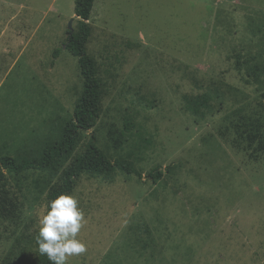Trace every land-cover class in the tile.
<instances>
[{
	"label": "rangeland",
	"instance_id": "374dc122",
	"mask_svg": "<svg viewBox=\"0 0 264 264\" xmlns=\"http://www.w3.org/2000/svg\"><path fill=\"white\" fill-rule=\"evenodd\" d=\"M71 21L75 0H0V158L40 157L73 118ZM89 22L106 93L73 156L94 131L135 171L78 180L70 264H264V139H246L264 125V0H96ZM6 175L0 264H24L60 172Z\"/></svg>",
	"mask_w": 264,
	"mask_h": 264
},
{
	"label": "trees",
	"instance_id": "16d2710c",
	"mask_svg": "<svg viewBox=\"0 0 264 264\" xmlns=\"http://www.w3.org/2000/svg\"><path fill=\"white\" fill-rule=\"evenodd\" d=\"M96 0H75V14L77 26L74 32L68 31L66 49L79 60L83 76V89L76 101L74 116L63 126L59 139L48 144L43 154L36 158H23L21 160L5 155L0 158V193L5 186L6 171L21 174L28 170L60 172V178L47 197V203L60 194L72 193L78 180L84 175L113 177L116 167L129 173L134 172L133 167L125 161L112 162L108 155L98 145L97 135L93 131L90 138L84 143V149L75 154L82 141V134L97 127L103 113L105 86L99 76V67L96 58L87 54L86 45L92 36L91 15ZM60 49L54 55L58 57ZM262 122H254L255 133L248 132L246 139H264L261 131ZM162 172L151 173L157 179ZM24 264H50L46 255L39 254L32 260H25Z\"/></svg>",
	"mask_w": 264,
	"mask_h": 264
},
{
	"label": "clouds",
	"instance_id": "9594fccd",
	"mask_svg": "<svg viewBox=\"0 0 264 264\" xmlns=\"http://www.w3.org/2000/svg\"><path fill=\"white\" fill-rule=\"evenodd\" d=\"M86 223L77 197L71 193L58 195L39 220V253L46 255L50 264H70L71 257L87 251L85 242L78 238Z\"/></svg>",
	"mask_w": 264,
	"mask_h": 264
},
{
	"label": "crops",
	"instance_id": "0c3cea01",
	"mask_svg": "<svg viewBox=\"0 0 264 264\" xmlns=\"http://www.w3.org/2000/svg\"><path fill=\"white\" fill-rule=\"evenodd\" d=\"M19 15L12 16L10 20L6 21V24H11L12 21L18 18Z\"/></svg>",
	"mask_w": 264,
	"mask_h": 264
},
{
	"label": "water",
	"instance_id": "95a60500",
	"mask_svg": "<svg viewBox=\"0 0 264 264\" xmlns=\"http://www.w3.org/2000/svg\"><path fill=\"white\" fill-rule=\"evenodd\" d=\"M76 18H77V16H76ZM69 30H70L71 33L74 32L73 21H71V23H70Z\"/></svg>",
	"mask_w": 264,
	"mask_h": 264
}]
</instances>
